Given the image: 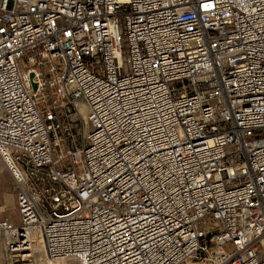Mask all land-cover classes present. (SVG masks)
<instances>
[{
  "label": "built area",
  "instance_id": "built-area-1",
  "mask_svg": "<svg viewBox=\"0 0 264 264\" xmlns=\"http://www.w3.org/2000/svg\"><path fill=\"white\" fill-rule=\"evenodd\" d=\"M0 161L4 264H264V0H0Z\"/></svg>",
  "mask_w": 264,
  "mask_h": 264
},
{
  "label": "rangeland",
  "instance_id": "rangeland-1",
  "mask_svg": "<svg viewBox=\"0 0 264 264\" xmlns=\"http://www.w3.org/2000/svg\"><path fill=\"white\" fill-rule=\"evenodd\" d=\"M80 110V115H77V126L78 128L75 129L74 133H78L77 135H74V143L77 145L78 144V139L81 138L82 133L85 131H87L86 129H88V124L86 122H84L85 120L83 119L82 115V111L79 107ZM0 168L3 170H6V168L3 166V164L0 161ZM7 171V170H6ZM8 172V171H7ZM7 172H2L0 173V192H7L10 191V185L8 184V174ZM1 211V209H0ZM7 213L10 214V217L14 220L17 221L18 220V213L17 210L12 207L9 208L7 210ZM36 241L38 242V239H36ZM40 242V241H39ZM34 250L32 249V264H78V262L76 260L73 259H69V260H58V261H49L48 259H46V254L45 251H43L42 249V245L40 243L39 247H36V244L34 245ZM36 248L38 250H36ZM2 252V249H1ZM5 263L4 259H3V264Z\"/></svg>",
  "mask_w": 264,
  "mask_h": 264
},
{
  "label": "crops",
  "instance_id": "crops-1",
  "mask_svg": "<svg viewBox=\"0 0 264 264\" xmlns=\"http://www.w3.org/2000/svg\"><path fill=\"white\" fill-rule=\"evenodd\" d=\"M2 172H7L6 170H3L0 168V173ZM9 178H8V184L10 185V191L7 192H0V218L2 217H6L8 220L12 221V222H17L14 221L11 217L10 214L7 213V210L9 208L14 207L16 209V198H15V194L13 191V182L12 179L9 175V173L7 172ZM0 264H3V257H2V252H1V247H0Z\"/></svg>",
  "mask_w": 264,
  "mask_h": 264
},
{
  "label": "bare ground",
  "instance_id": "bare-ground-1",
  "mask_svg": "<svg viewBox=\"0 0 264 264\" xmlns=\"http://www.w3.org/2000/svg\"><path fill=\"white\" fill-rule=\"evenodd\" d=\"M80 109H81L82 112H84V110H85L83 105H80ZM37 239H38V242H37V241L34 242L32 249L34 250V247H35L34 245H35V244H36V247H39V245H40V243H41V245H42V249H43V251H45L42 240H41L39 237H37ZM39 241H40V242H39ZM36 250H38V249L36 248ZM51 262H52V261H51ZM187 264H193V263L188 262Z\"/></svg>",
  "mask_w": 264,
  "mask_h": 264
},
{
  "label": "water",
  "instance_id": "water-1",
  "mask_svg": "<svg viewBox=\"0 0 264 264\" xmlns=\"http://www.w3.org/2000/svg\"><path fill=\"white\" fill-rule=\"evenodd\" d=\"M29 78L31 80L32 87L36 88V83H35V81H33V73L32 72L29 73Z\"/></svg>",
  "mask_w": 264,
  "mask_h": 264
}]
</instances>
